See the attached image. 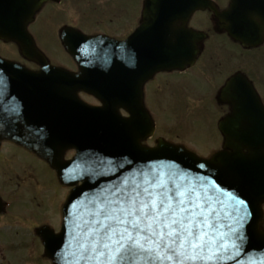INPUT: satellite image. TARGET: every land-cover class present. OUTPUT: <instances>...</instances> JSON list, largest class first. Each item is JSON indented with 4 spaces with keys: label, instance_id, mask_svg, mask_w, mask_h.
<instances>
[{
    "label": "water",
    "instance_id": "obj_1",
    "mask_svg": "<svg viewBox=\"0 0 264 264\" xmlns=\"http://www.w3.org/2000/svg\"><path fill=\"white\" fill-rule=\"evenodd\" d=\"M204 2V0H148L146 15L149 14L148 19L153 22L152 27L149 28L150 34L141 35L142 30L127 43L121 45L113 43L112 47L116 49L119 47L122 52L126 49L136 54L137 67L149 75L163 68L167 63L174 62L164 60V54L166 55L167 52L175 53L176 56L178 53H183L187 58L194 53L193 42L197 38L190 31L175 30L174 24L179 18L188 17L197 7L205 6L206 2ZM0 6L3 7V4ZM10 7L0 8V37L9 39L7 37L10 36L11 39L17 40L25 54L38 60L44 66V70L33 74L0 60V77L5 78L4 82L0 80V86L3 84L9 86L8 90L0 91V94L4 92V97L0 98V142L5 138L11 139L49 156L64 180H67V175L73 173L72 170L66 169L72 166L78 174L82 163L83 171L87 174H84L85 183L71 197V204L75 202L79 207L93 200L102 191L125 180L133 178L139 180L141 171L163 172L165 179L167 173L173 172L185 182L203 183L210 189V194L224 206L223 209L218 208L221 215L223 216L224 210L231 214L227 218H222L220 222L223 225L232 224L239 231L236 239L240 248L232 254L223 255L219 264L225 262H229L226 264H233L231 262L264 264V234H255L257 223L261 219L260 205L264 202V141L261 139L258 143L257 140H253L245 146L233 144L231 145L233 154L220 153L211 161H202L181 148L163 143H160L156 149L141 147L139 141L146 138L153 130L150 121L144 119L141 95H138L137 100L129 106H125L132 117L129 120H121L114 112L125 103V99L116 97L112 91L113 87L110 86L112 83L107 82L108 79L102 71L95 75L88 74L87 81H84L86 72L74 76L48 66L45 59L31 46L21 29L22 25H19L18 29L15 26L8 28L5 22L7 9ZM27 20L25 17L22 21L24 29ZM7 21L17 22V19L11 18ZM237 37L244 39L241 34ZM66 38L65 33L64 42L66 41L71 50ZM75 41L79 45H84L82 38H77ZM104 60L113 62L112 59ZM234 87L235 84L231 89ZM76 88L91 91L104 101L105 107L104 110L99 111V116L92 115V111H84L85 107L73 96ZM256 98L253 92H246L242 103L235 104V109L240 110L236 111V117L242 119L249 115L248 117L251 118L252 112L246 113L242 111L243 109H257L261 113L262 107ZM260 113L252 115L258 116L261 120L253 123L256 126L264 125L262 122L264 115ZM235 122V119L231 118L223 124L229 140L233 133L227 132L225 127ZM72 127L83 132L81 146L84 151L80 149L74 162L64 164L60 162V152L75 145L70 139H58L57 136L64 135L65 129ZM261 129L262 127H259V130ZM248 133L253 135L251 132ZM243 148L249 150V155L242 153ZM87 151L93 152L96 160H82ZM101 157L103 165L101 170H98L97 167L102 163ZM68 180L72 183L70 179ZM241 200L244 201L243 204L240 203ZM84 210L81 207L79 211L76 209L71 215L69 214L62 233L53 238L52 243L46 244L56 264H74V256L78 255L73 239L74 221L79 216L86 217L88 209L86 212ZM221 231L226 233L225 227ZM196 264L203 262L198 261ZM207 264H218V262L215 258Z\"/></svg>",
    "mask_w": 264,
    "mask_h": 264
},
{
    "label": "snow or ice",
    "instance_id": "obj_2",
    "mask_svg": "<svg viewBox=\"0 0 264 264\" xmlns=\"http://www.w3.org/2000/svg\"><path fill=\"white\" fill-rule=\"evenodd\" d=\"M139 176L102 191L74 221V264H207L228 250L220 221L231 214L208 187L173 172Z\"/></svg>",
    "mask_w": 264,
    "mask_h": 264
},
{
    "label": "rangeland",
    "instance_id": "obj_3",
    "mask_svg": "<svg viewBox=\"0 0 264 264\" xmlns=\"http://www.w3.org/2000/svg\"><path fill=\"white\" fill-rule=\"evenodd\" d=\"M125 6L127 7V5H125L123 1H121L119 6L113 8H111L110 6L111 9H109V11L116 15L114 25H110V28H114L115 31L122 30L124 32V25L127 21L126 14L123 13ZM59 9L56 10V12H58ZM79 15L88 25L94 24L102 26L106 24L103 20L102 22H98L97 20H95V7L93 5H84L82 10L79 11ZM79 15L74 11L73 7V20H79ZM55 25L56 24L53 21L44 19L40 21L36 29L35 27L31 29V33L36 38L39 46L50 57L52 56L54 59H58L57 57L62 56L64 52L61 51V48L59 47L60 43L57 38V33L55 35ZM84 25L85 24H83V27L81 28L83 31H92L89 30L87 25ZM2 47L6 49L4 46ZM215 79L216 78H214L213 81ZM215 85L216 84H214L213 87ZM198 86L199 83L195 80L173 79L171 87L165 86L162 88L159 86L155 89L149 90L148 102L149 108L152 109L153 112L159 117V120L165 122L164 126L168 127L166 128L168 131L164 130L165 132L163 133L166 138L176 141L181 140L185 142V145H187L188 147L192 149L194 148L198 152H200V154L204 155L210 153L206 148L211 147V150L213 145H215L214 133L211 127L212 114L210 113L212 102L210 99L206 98V103L202 105L200 110L197 112L198 106L204 101V98L202 97L203 93H196L198 90ZM203 86L205 88L208 87L207 84H203ZM209 90H212V87L206 91ZM208 95L211 94L208 93ZM186 96H192L189 97L188 102L187 99L185 100ZM183 100H185L186 108L191 110V113H189L188 116L184 110H181ZM193 113L195 115H193ZM159 126L161 125L159 124ZM157 136L159 135L157 134ZM177 138L179 139L177 140ZM154 139L155 137L153 139H149L147 143L150 145L154 144ZM212 140L213 144L211 145ZM15 149L16 150L12 151L13 156L17 159L18 162H20V159H22L26 163H28L25 165V167L30 168L34 172L35 166L39 167V164L44 168H48L46 164H44L34 156L27 154L22 148L15 146ZM27 157L29 160L27 159ZM36 162H38L39 164ZM31 178L29 177V181L26 182L25 185L28 189L34 190V176H32ZM43 182L48 185L44 191V194L43 191L35 192L34 194H32L33 196L28 198L31 201L29 204L28 201H26L25 205L19 206L21 211L16 208V210L23 213L24 215L19 218V220H21L22 222L16 223L17 219L9 218L12 223L10 226L6 227L0 224V248L3 250V255L9 264H19L17 261V257L19 255H25L30 261L28 264H46L43 258L42 248L39 247V245L31 238V236L28 235L31 229V224L34 223L35 217L42 215L44 211H46L45 218L49 219V221H51L53 224H56V219L59 220L61 217V207L66 200L69 191L64 192L61 186H58L60 184L58 183V180L56 179L54 174L52 176L50 174H48V176L43 174ZM35 199H37L40 208L44 210H41L40 215L36 214V211H38L37 207L33 208L34 205L32 203H34L33 201ZM9 209L10 211H12L13 205H11ZM42 223L45 222L38 220L34 225ZM22 243L26 245L25 251H23V249L21 248Z\"/></svg>",
    "mask_w": 264,
    "mask_h": 264
},
{
    "label": "flooded vegetation",
    "instance_id": "obj_4",
    "mask_svg": "<svg viewBox=\"0 0 264 264\" xmlns=\"http://www.w3.org/2000/svg\"><path fill=\"white\" fill-rule=\"evenodd\" d=\"M220 10H230L234 5L237 11H242L241 18L245 21V29L243 33L250 31V26L255 22H259V17L264 19V0H214ZM72 0H49L45 3L42 10L36 18V23L45 18L53 20L55 23L63 25H71L72 23ZM60 8V9H59ZM56 12V10H58ZM128 9V31L134 32L139 26L141 14L138 12L137 0H127ZM126 10V8H124ZM212 26L210 29L213 34V40L210 46L203 51L200 58L199 72L203 76L207 75V68L212 72L213 78L209 83L207 90L212 87L210 93L211 98L217 96L220 86L235 73H242L248 77L264 103V32H261L252 39H248V47L235 42L230 38L228 32L223 28V23L211 12H204L200 16V27L206 30V26ZM226 25L230 30H238L234 27L233 19H228ZM264 28V27H263ZM262 37V39H261ZM251 41L256 43H250ZM258 44V45H257ZM216 84L214 87L213 85ZM221 116H226L229 111L228 106L221 107ZM221 117V118H222ZM216 123V122H215ZM215 131L217 123L211 124ZM217 144L223 142L222 136L219 134L215 138Z\"/></svg>",
    "mask_w": 264,
    "mask_h": 264
}]
</instances>
